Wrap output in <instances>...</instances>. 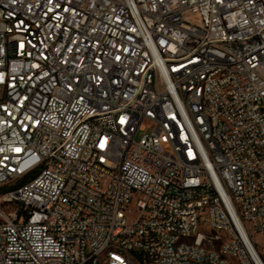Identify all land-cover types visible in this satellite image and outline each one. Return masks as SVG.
Instances as JSON below:
<instances>
[{"label":"built area","instance_id":"obj_1","mask_svg":"<svg viewBox=\"0 0 264 264\" xmlns=\"http://www.w3.org/2000/svg\"><path fill=\"white\" fill-rule=\"evenodd\" d=\"M5 186L0 264H264V0H0Z\"/></svg>","mask_w":264,"mask_h":264},{"label":"rangeland","instance_id":"obj_2","mask_svg":"<svg viewBox=\"0 0 264 264\" xmlns=\"http://www.w3.org/2000/svg\"><path fill=\"white\" fill-rule=\"evenodd\" d=\"M19 205L16 202L10 203V204H1L0 203V211H5L6 213L14 210V209H18ZM247 230L248 233L250 235V238L252 239V241L255 243V246L260 249L261 245H262V239L259 237V235L253 233V231L249 228V226L247 225Z\"/></svg>","mask_w":264,"mask_h":264},{"label":"trees","instance_id":"obj_3","mask_svg":"<svg viewBox=\"0 0 264 264\" xmlns=\"http://www.w3.org/2000/svg\"><path fill=\"white\" fill-rule=\"evenodd\" d=\"M25 180L21 181V183H23ZM10 190L9 187L5 186V187H0V195L5 194L6 192H8Z\"/></svg>","mask_w":264,"mask_h":264}]
</instances>
